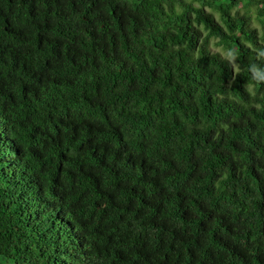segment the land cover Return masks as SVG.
Here are the masks:
<instances>
[{"label":"trees","instance_id":"1","mask_svg":"<svg viewBox=\"0 0 264 264\" xmlns=\"http://www.w3.org/2000/svg\"><path fill=\"white\" fill-rule=\"evenodd\" d=\"M5 263L264 264V0H0Z\"/></svg>","mask_w":264,"mask_h":264},{"label":"rangeland","instance_id":"2","mask_svg":"<svg viewBox=\"0 0 264 264\" xmlns=\"http://www.w3.org/2000/svg\"><path fill=\"white\" fill-rule=\"evenodd\" d=\"M239 8V7H238ZM235 9H237V7L235 8ZM241 10L243 11V9L241 8ZM250 10H251V12L255 15L256 14V5H254V4H252L251 6H250ZM253 26H260V24L258 23V21H257V19L255 18L254 20H253ZM212 49L215 51H217V50H221V46H216L215 44H214V40H212ZM226 51L225 50H223V54L224 55H228L230 58H231V60H233L234 59V56H232L231 54H229V53H225Z\"/></svg>","mask_w":264,"mask_h":264},{"label":"water","instance_id":"3","mask_svg":"<svg viewBox=\"0 0 264 264\" xmlns=\"http://www.w3.org/2000/svg\"><path fill=\"white\" fill-rule=\"evenodd\" d=\"M5 264H17V263H5Z\"/></svg>","mask_w":264,"mask_h":264}]
</instances>
